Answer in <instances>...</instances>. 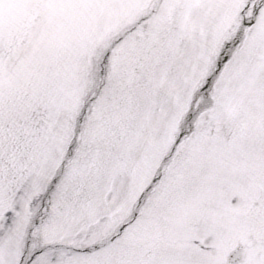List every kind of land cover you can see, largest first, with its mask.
<instances>
[{
  "label": "snow or ice",
  "instance_id": "6c2138e0",
  "mask_svg": "<svg viewBox=\"0 0 264 264\" xmlns=\"http://www.w3.org/2000/svg\"><path fill=\"white\" fill-rule=\"evenodd\" d=\"M0 264H264V0H0Z\"/></svg>",
  "mask_w": 264,
  "mask_h": 264
}]
</instances>
